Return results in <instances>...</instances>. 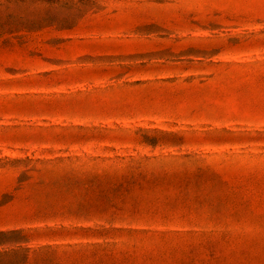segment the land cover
<instances>
[{"label": "rangeland", "instance_id": "rangeland-1", "mask_svg": "<svg viewBox=\"0 0 264 264\" xmlns=\"http://www.w3.org/2000/svg\"><path fill=\"white\" fill-rule=\"evenodd\" d=\"M0 264H264V0H0Z\"/></svg>", "mask_w": 264, "mask_h": 264}]
</instances>
